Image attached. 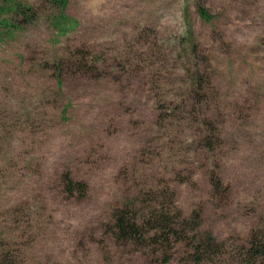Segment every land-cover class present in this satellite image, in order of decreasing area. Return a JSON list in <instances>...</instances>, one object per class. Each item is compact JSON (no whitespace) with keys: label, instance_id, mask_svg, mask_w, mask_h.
I'll use <instances>...</instances> for the list:
<instances>
[{"label":"rangeland","instance_id":"rangeland-1","mask_svg":"<svg viewBox=\"0 0 264 264\" xmlns=\"http://www.w3.org/2000/svg\"><path fill=\"white\" fill-rule=\"evenodd\" d=\"M202 1L213 24L198 0H67L77 27L62 33L59 0H0V237L25 264H196L183 259L190 245L176 243L163 263L111 231L127 177L153 174L172 181L185 215L202 210V229L226 245L217 264H241L264 216V0ZM189 29L213 65L222 145L180 158L193 170L176 175L148 85L113 59L154 41L172 49Z\"/></svg>","mask_w":264,"mask_h":264},{"label":"trees","instance_id":"trees-1","mask_svg":"<svg viewBox=\"0 0 264 264\" xmlns=\"http://www.w3.org/2000/svg\"><path fill=\"white\" fill-rule=\"evenodd\" d=\"M59 3L62 11L53 24L64 33L76 28L77 22L63 12L67 0H59ZM12 8L25 19H34L31 7L18 3ZM2 9L0 27H6L9 19L2 17ZM197 12L207 23L213 24L217 19L202 0H198ZM171 45L172 49L154 41L149 46L129 47V57L113 61L114 69H124L128 76L144 79L148 85L157 104V126L166 131L167 149L177 157L171 159L172 173L177 175L180 171L191 173L194 165L178 164L180 158L214 152L222 145V138L216 117L220 100L212 80L211 60L200 51L192 29L186 37ZM185 50H188L186 58L174 57L173 52ZM163 69L166 75L162 74ZM218 167L215 163L214 169L208 170L215 192L222 187ZM77 185L83 190L86 188L84 183ZM125 186L131 193L114 209L110 227L117 241L135 245L163 263L173 259L174 245L179 242L193 247L192 252H184L183 259L193 258L196 264H217L226 253L225 243L211 231L202 229L201 209L193 210L190 215L183 213L177 205L172 181L155 174L149 178L133 175L127 177ZM260 222L262 225L253 231L248 245L240 248L238 260L241 264H264V216ZM0 264H25L19 250L3 236L0 237Z\"/></svg>","mask_w":264,"mask_h":264}]
</instances>
